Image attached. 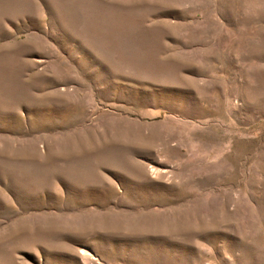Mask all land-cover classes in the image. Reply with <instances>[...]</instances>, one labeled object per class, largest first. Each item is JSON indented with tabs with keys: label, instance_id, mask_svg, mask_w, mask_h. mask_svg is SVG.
Here are the masks:
<instances>
[{
	"label": "rangeland",
	"instance_id": "rangeland-1",
	"mask_svg": "<svg viewBox=\"0 0 264 264\" xmlns=\"http://www.w3.org/2000/svg\"><path fill=\"white\" fill-rule=\"evenodd\" d=\"M0 264H264V0H0Z\"/></svg>",
	"mask_w": 264,
	"mask_h": 264
},
{
	"label": "bare ground",
	"instance_id": "bare-ground-1",
	"mask_svg": "<svg viewBox=\"0 0 264 264\" xmlns=\"http://www.w3.org/2000/svg\"><path fill=\"white\" fill-rule=\"evenodd\" d=\"M154 224V223H153ZM153 225H151L150 227H152Z\"/></svg>",
	"mask_w": 264,
	"mask_h": 264
}]
</instances>
